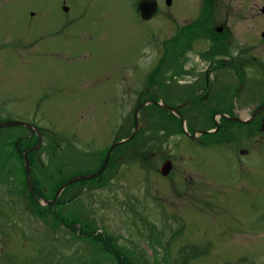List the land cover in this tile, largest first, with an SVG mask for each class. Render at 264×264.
<instances>
[{
    "label": "rangeland",
    "instance_id": "1",
    "mask_svg": "<svg viewBox=\"0 0 264 264\" xmlns=\"http://www.w3.org/2000/svg\"><path fill=\"white\" fill-rule=\"evenodd\" d=\"M133 1L0 0V119L37 124L62 137L44 134V168L37 164L35 171L46 193L58 180L64 155L75 162L62 167L64 173L86 169L84 175L90 174L91 151L105 144L113 113L115 124L122 126L136 106L132 100L122 106L121 86H138V71L160 58L162 37L151 36L165 23L159 16L140 20ZM185 2L176 3L182 17L191 12ZM76 18L60 36L50 37ZM113 85L120 93L114 111L102 103L111 98ZM139 124L135 162L121 161L119 177L109 187L77 195L68 206L71 213L78 211L83 221L113 236L120 252L135 256L139 264H264L261 136L248 138L242 147L230 140L226 147L204 149L179 134L162 141L167 121L150 107L140 109ZM23 130L1 131L0 264H120L86 236L93 227L70 217L66 224H76L68 229L45 211L46 199L36 201L27 191ZM70 135L82 137L91 148L63 139ZM181 142L197 157L193 166L208 176L192 186L180 174L189 165L178 156ZM160 144L173 151V169L164 179L158 173L164 162ZM242 148L250 155L234 159L233 151Z\"/></svg>",
    "mask_w": 264,
    "mask_h": 264
},
{
    "label": "flooded vegetation",
    "instance_id": "2",
    "mask_svg": "<svg viewBox=\"0 0 264 264\" xmlns=\"http://www.w3.org/2000/svg\"><path fill=\"white\" fill-rule=\"evenodd\" d=\"M142 1L155 3V11L147 20L142 18L138 10V4ZM133 2L138 18L143 22L158 16L164 21L166 26L162 24L160 28L155 27L156 32L151 36V39L162 37L161 55L159 60L148 61L147 67L138 71V86L124 83L121 86L122 106L125 107L131 100L136 106L131 114L125 115L122 126L115 124L117 117L113 113V122L105 144L98 151H91L95 160L90 174L102 167L111 146L121 142L111 150L104 170L94 183L97 186L81 181L72 182L56 196L61 185L84 175L86 171L64 173L62 167L75 164L72 158L64 155L65 162L57 172L58 180L46 193L35 166L38 164L44 168L42 146L47 147L43 142L44 134L58 136L51 129L37 124H34L32 131L23 130L22 139L27 142L25 150L29 153L32 167L34 199H46L45 211L53 218L80 214L76 210L71 213L65 200L72 194L109 187L119 177L121 161L135 162V122L137 117L139 119L141 108L150 107L167 121L168 125L161 127L162 141L165 143L176 134L184 136L190 144L204 149L223 147L230 140L238 145L236 147L245 145L248 138L261 136V140H264V0H186V5L191 6V12L185 17L180 16L182 7L176 6L178 0ZM78 21L76 18L63 23L50 37L60 36ZM150 52L149 58L152 56V51ZM108 90L109 87H106V91ZM119 99V86L113 85L111 98H105L102 103L111 104L114 111ZM1 122L3 118L0 119ZM238 126L241 128L236 129ZM1 131L3 129H0V147L3 146ZM167 136L169 137L166 138ZM63 139L71 140L82 148L90 147L82 137L70 135ZM108 140L111 141L110 144H106ZM39 141V147L34 149ZM157 147L163 161L170 160L169 157L173 154L170 147L166 146L164 149L161 144ZM173 148L176 149V145ZM179 149L180 160L183 158L186 164L189 163L187 167H181L180 174L187 178L191 186L196 183V179L208 177L193 166L197 157L182 142ZM235 150H230L233 151L234 159L250 155L247 148L237 150V153ZM256 153H259L258 149ZM52 159H55L54 155ZM172 169L173 167L171 171ZM48 175L46 172L44 178ZM66 225L69 229L70 225Z\"/></svg>",
    "mask_w": 264,
    "mask_h": 264
},
{
    "label": "water",
    "instance_id": "3",
    "mask_svg": "<svg viewBox=\"0 0 264 264\" xmlns=\"http://www.w3.org/2000/svg\"><path fill=\"white\" fill-rule=\"evenodd\" d=\"M154 4H155L154 1H142V2H140L138 4V10L142 14V18L143 19L147 20L149 17H151L153 15V13L155 11V5ZM64 10H67V8H64ZM135 124H136V128H138V122L137 121L135 122ZM10 126H25V127L29 128L31 130V126L30 125L25 124L23 122H19V121H8V122H3L2 124H0V128H2V127H10ZM262 130L264 131V125L262 126ZM241 153H244V152H241ZM24 159H25V163H26L25 164L26 171H27V174H26V185H27V191H28V190H31V184H30V178H29V166H28V164L26 162V156H24ZM170 170H171V164H170L169 161H166V162H164L161 165V167L159 169V172H160V174L162 176H167L169 174ZM95 175L96 174L89 175V176L77 177V178L71 180V182L81 181V180H88V179L94 178ZM71 182L69 181L67 184H69ZM67 184H65L64 186H66ZM71 198L73 199L74 195L72 197H70V199ZM68 201H69V199L67 200V202Z\"/></svg>",
    "mask_w": 264,
    "mask_h": 264
},
{
    "label": "trees",
    "instance_id": "4",
    "mask_svg": "<svg viewBox=\"0 0 264 264\" xmlns=\"http://www.w3.org/2000/svg\"><path fill=\"white\" fill-rule=\"evenodd\" d=\"M155 123H158V122L156 121ZM96 233H97V231L95 229V230H93L91 232H88L86 236L92 238V240H97L99 242L103 241L104 237H101V235L99 233H97V234ZM106 239L114 240V237L113 236H111V237L107 236ZM121 262H122V264H124L122 259H121ZM131 264H135V263H131Z\"/></svg>",
    "mask_w": 264,
    "mask_h": 264
}]
</instances>
